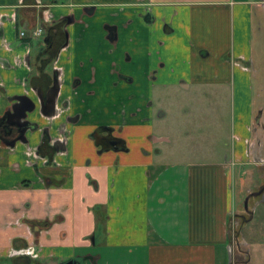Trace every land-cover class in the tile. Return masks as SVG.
Returning <instances> with one entry per match:
<instances>
[{
    "label": "crops",
    "instance_id": "0c3cea01",
    "mask_svg": "<svg viewBox=\"0 0 264 264\" xmlns=\"http://www.w3.org/2000/svg\"><path fill=\"white\" fill-rule=\"evenodd\" d=\"M257 10L263 19L264 0H0V115L26 95L38 123L26 142L0 140V264H25L21 255L38 264H227L231 218L251 196L264 203V185L246 187L250 166L264 184V157L250 148ZM58 21V92L46 110L27 81L40 38L20 42L15 26ZM168 88L203 93L215 122L229 106L230 145L219 158L154 159L166 139L154 119L167 109L152 103ZM104 125L126 150L95 145L90 134ZM45 126L51 140L66 134L50 158L36 152Z\"/></svg>",
    "mask_w": 264,
    "mask_h": 264
},
{
    "label": "rangeland",
    "instance_id": "374dc122",
    "mask_svg": "<svg viewBox=\"0 0 264 264\" xmlns=\"http://www.w3.org/2000/svg\"><path fill=\"white\" fill-rule=\"evenodd\" d=\"M253 40L256 64L254 69L256 121L251 142V150L264 157V18L262 13L255 12ZM169 93H171L169 95ZM153 108L158 112L167 109L166 115L154 119L155 133L166 139L154 144V159L160 154L164 161L172 160H211L209 154L216 158L223 153L226 144L230 145L228 134L230 129L229 106L221 111L222 117L214 118L207 108V99L196 90L183 89L160 91L153 98ZM259 107V108H257ZM214 113V112H213ZM263 141L259 146L257 142ZM225 144V145H224ZM249 179L246 183L248 192L259 190L264 184L255 183L256 166H250ZM261 169H264V165ZM237 190V189H236ZM244 194H237L236 199H244ZM238 197V198H237ZM261 196H251L248 210L240 209L239 214L231 218L229 225V244L227 264H264V203ZM252 209V212L250 210Z\"/></svg>",
    "mask_w": 264,
    "mask_h": 264
},
{
    "label": "flooded vegetation",
    "instance_id": "af4514ba",
    "mask_svg": "<svg viewBox=\"0 0 264 264\" xmlns=\"http://www.w3.org/2000/svg\"><path fill=\"white\" fill-rule=\"evenodd\" d=\"M54 23L57 22L43 24L41 27L32 26L28 28L29 30H19L17 24L15 26L17 30L16 37L20 42H30L40 38L39 40L42 46L38 49L33 62H31V71L27 81L36 94L38 104L46 110L49 107H53L51 105H55L54 99L58 92V73L56 69L52 67V64L64 41V36L60 29L59 31L53 32V37H51L52 40L48 43V30L46 29L47 26ZM35 28L40 29L39 34L36 36L33 35ZM55 30L56 29H53V31ZM13 99L16 100L15 103L10 105L9 108L0 115V140L9 145L17 141L26 142V131H33L38 128L37 122L28 119V111L32 112L36 107V103L26 95H16ZM21 112L23 114L18 118ZM24 122L29 123L31 126L21 132L14 123ZM113 131L114 129L110 126H98L91 132L90 137L94 140L95 145L104 149H115L116 151L126 150V146L122 142L123 140L115 137ZM65 138L66 134L63 133V140H51L47 127H43L42 137L36 148L37 154L50 158L53 151L58 150L60 147L64 148Z\"/></svg>",
    "mask_w": 264,
    "mask_h": 264
},
{
    "label": "trees",
    "instance_id": "16d2710c",
    "mask_svg": "<svg viewBox=\"0 0 264 264\" xmlns=\"http://www.w3.org/2000/svg\"><path fill=\"white\" fill-rule=\"evenodd\" d=\"M63 23H64V21H59V22L54 23V24H52V25H50V26H47V29H46V30H48V36H47L48 43H50V40H52L51 37H53V35H52L53 32L59 31V30L61 29L60 24H63ZM53 29H56V30L53 31ZM48 52H49V51H48ZM51 52H52V50H51ZM262 142H263V141H262ZM257 144H259V145H257V146L260 147V141H259V143H257ZM251 153H252V156L257 155V154H255L252 150H251ZM96 209L98 210V207H96ZM98 211H99V210H98ZM102 214H103V213H102ZM103 216L105 217L104 214H103ZM36 223H37V224H40V225H45L44 223H40V222H36ZM100 229H103V223L101 224ZM21 246H22L21 248L26 247V243H25V242H22V245H21ZM21 257H22L23 261L25 262V264H26V263H27V264H38V262H37L36 260L31 259L30 256H28V255H21Z\"/></svg>",
    "mask_w": 264,
    "mask_h": 264
},
{
    "label": "water",
    "instance_id": "95a60500",
    "mask_svg": "<svg viewBox=\"0 0 264 264\" xmlns=\"http://www.w3.org/2000/svg\"><path fill=\"white\" fill-rule=\"evenodd\" d=\"M148 18V19H147ZM143 19L145 20V21H150V20H152V16H151V14L149 13V12H147L145 15H144V17H143ZM147 21V22H148ZM23 100V99H22ZM22 112L20 113V115H18L19 117L18 118H20L21 116H22ZM14 124H16L17 126H18V128H19V131H23L24 129H26L27 127H30L31 125L29 124V123H27V122H24V123H14ZM252 194V193H251ZM244 208H247V198L245 199V201H244ZM64 264H79L78 262H75V261H73V260H69V261H67L66 263H64Z\"/></svg>",
    "mask_w": 264,
    "mask_h": 264
},
{
    "label": "built area",
    "instance_id": "2783aa9c",
    "mask_svg": "<svg viewBox=\"0 0 264 264\" xmlns=\"http://www.w3.org/2000/svg\"><path fill=\"white\" fill-rule=\"evenodd\" d=\"M39 32H40V29L39 28H35L34 31H33V35L36 36V35L39 34ZM21 33H22V31H21Z\"/></svg>",
    "mask_w": 264,
    "mask_h": 264
}]
</instances>
